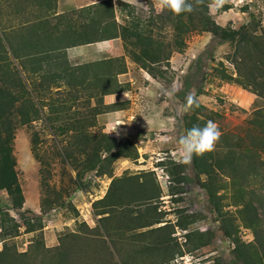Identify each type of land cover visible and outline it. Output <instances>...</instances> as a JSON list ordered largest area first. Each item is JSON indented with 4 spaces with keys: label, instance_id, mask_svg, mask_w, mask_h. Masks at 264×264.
Masks as SVG:
<instances>
[{
    "label": "rangeland",
    "instance_id": "374dc122",
    "mask_svg": "<svg viewBox=\"0 0 264 264\" xmlns=\"http://www.w3.org/2000/svg\"><path fill=\"white\" fill-rule=\"evenodd\" d=\"M101 1L59 0L58 11L84 10ZM112 1L118 22L123 23L128 16L121 5L126 2L135 8V17L150 26L154 41L163 45L160 55L163 61L159 65L162 73L156 79L127 57V67L134 64L133 81H119L123 92L112 106L106 104L108 95L98 97L91 84L72 87L60 82L49 86L38 75L31 74L23 61L13 60L29 83L35 104L43 105V111L33 128L21 127L16 134V169L25 198L23 209L12 208L7 192H0V209L8 211L22 226L19 235L7 243L16 245L20 254H30L37 252V242L41 239L50 255H57L62 248L70 251L72 264H180L176 262L184 256L195 257L200 264H212L218 259L229 262L234 244L222 230L223 219L227 220L226 226L233 231V237L246 244H255L254 231L247 225L252 216L244 213L245 204L250 203L256 208L254 213L258 216L260 230H264V127L258 128L248 143L251 154L256 157L258 172L244 167L238 174L216 171L210 195L198 183L191 167L182 173L190 178L189 181H176L180 178L177 165L182 164L177 163L178 140L186 133L185 117L190 114L185 113L182 106L191 94L207 108L206 120L217 123L222 132L213 151L219 152L226 143L236 150L242 149L244 142L238 134L244 135L248 126H252L256 120L255 111L264 110V99L251 88L226 81L219 75L218 70H225L237 76L232 63L236 51L234 44H222L211 33L196 31L187 35L183 51H174L169 13L158 11L155 0ZM33 2L0 0V27L9 40L13 32L19 36L20 30L29 27L35 12ZM19 6L27 9V13H15V7ZM210 14L219 25L234 29L249 24L254 18L258 29L264 30V0H225L218 10L210 9ZM120 50L126 55L122 39H119L118 48L110 45L77 48L70 53L69 59L72 64H85L96 56L100 60L116 58L114 55ZM143 71L155 81H146ZM173 88L175 94L169 96ZM117 111H122L120 117L114 115ZM115 116L125 124L108 133L109 125L116 121L113 120ZM33 131L39 134L38 157L32 149ZM86 133L129 138L138 148L139 159H119L112 166L111 176L93 172L87 177L86 189H77L74 184L76 171L68 157L79 156ZM125 177H139L140 182L149 180L158 184L162 197L156 203L162 223L151 228H137L139 215L149 208L139 201L124 209L111 210L110 218L101 221L95 203L106 196L114 178ZM177 188L181 193L171 197L170 189ZM45 199L51 203L47 207L43 205ZM30 220L42 228L26 232L24 224ZM166 224L171 226L165 231L147 232ZM207 231L212 234L201 239L205 244L202 246L196 233ZM73 234L78 237H70ZM165 235H169L171 242L163 248L156 241ZM2 246L0 237V248ZM41 251L44 253V249ZM254 252L259 249L254 247ZM39 261L37 257L32 264Z\"/></svg>",
    "mask_w": 264,
    "mask_h": 264
},
{
    "label": "trees",
    "instance_id": "16d2710c",
    "mask_svg": "<svg viewBox=\"0 0 264 264\" xmlns=\"http://www.w3.org/2000/svg\"><path fill=\"white\" fill-rule=\"evenodd\" d=\"M16 1L24 4L29 2V0ZM57 1L34 0L33 6L39 9L44 8L50 12L57 8ZM190 2H194V0H190ZM210 3L211 0H203L202 4L194 6L193 12H185L175 18L168 12L170 17L168 19L173 25L174 51H183L187 46V35L196 31L211 33L222 44H234L236 51L232 63L237 76L234 77L225 70H218L219 75L226 81L251 88L253 93L264 99V30L261 27L258 29L254 18L249 24L243 25L239 29L219 25L210 14ZM121 5L122 9L128 12V18L126 17L123 23L117 20L112 0H103L87 9L75 10L62 15L61 25H65L64 33L69 38V46L88 45L114 39L123 40L126 55L102 59L94 63L74 65L68 60H60L57 52L65 47L40 48L39 51L30 54L27 42H24L23 46L15 47L12 40L8 39L7 34L0 27V192L4 190L7 192L12 201V208L23 209L25 203L16 169V134L21 127L33 128V123L41 119L43 111V105L35 104L33 92L29 90L30 85L23 79L13 60L23 61L29 72L38 75L44 84L50 86L63 82L72 87H85V85L91 84L97 91L98 97L123 92L118 76L127 73L128 67L125 60L127 57L157 79L162 73L159 65L163 61L160 56L164 51L163 45L154 41L150 26L135 17V8L131 4L125 2ZM26 11L27 9H20V6L15 7V13ZM161 18L165 17L161 15ZM169 57L168 55L166 59ZM100 103L102 104L101 100ZM199 105L185 117L186 131L193 126L203 127L207 123L208 110L205 106ZM254 115L256 120L252 126H248L249 129L244 135L238 134V137L244 142L241 150H236L233 145L226 143L219 152L212 151L201 157L193 156L190 166L189 164L177 165L180 178L176 181L178 183L184 180L189 181L190 178L182 176V173L191 167L198 183L211 195V180L216 171L224 174H238L244 167L257 173L256 157L251 154L248 143L257 129L264 127V110L255 111ZM31 142L33 152L38 157L39 134L37 131H33ZM137 150L138 148L129 138L118 139L106 134L86 133L85 137L83 136L79 156L72 154L68 157L69 164L76 171L74 179L76 188L86 189L89 183L87 177L93 172L100 176L106 174L111 176L112 166L119 159L137 161L140 156ZM179 193H181V189H170L169 195L174 197ZM161 197L162 192L158 184L151 183L149 180L140 182L139 177L114 178L106 196L96 202L95 207L100 210L97 215L102 216L101 221L105 222L110 218L111 210L124 209L129 204L138 201L145 202L149 208L145 210V214L139 215L137 225V228L145 229L162 223V214H159V205L156 203ZM50 204L48 199L44 200V207ZM255 210L254 205L250 203H246L244 206V213L252 216L251 222L246 223L254 231L255 244H246L240 238L233 237V231L226 226L227 220L223 219L222 230L227 238L233 239L234 244L231 260L223 262L218 259L212 264H264V230H260V222L254 213ZM0 217V237L3 241V246L0 248V264H32L37 257L40 260L38 264H72L70 251L62 248V251L57 255H50L45 251L44 241L41 239L37 242V252L20 254L16 245H9L7 240L17 237L22 226L8 211L0 209ZM178 225L184 226L182 222H178ZM168 226L171 224L153 228L147 232L160 233L165 231ZM24 227L28 233L37 232L42 228V226L38 228L33 220L25 222ZM211 234V231L196 233L200 239V245H205L201 239ZM70 237L77 238L78 236L73 234ZM156 242L158 246L164 248L169 246L171 238L169 235H165ZM254 247L259 249V252H254ZM41 249H44V253L40 252Z\"/></svg>",
    "mask_w": 264,
    "mask_h": 264
},
{
    "label": "crops",
    "instance_id": "0c3cea01",
    "mask_svg": "<svg viewBox=\"0 0 264 264\" xmlns=\"http://www.w3.org/2000/svg\"><path fill=\"white\" fill-rule=\"evenodd\" d=\"M58 5H59V0L57 1V8L53 11H48L46 9H39L35 8L34 15L31 17V23L29 24V27L27 29H22L19 31V36L17 35V32H13L12 36V42L17 46H23L24 42L28 43V46L30 47L29 53L33 54L39 51L40 48H48L51 47L52 49L62 47L64 49H60L57 52V56L60 60H68L70 63V53L72 51H76L77 48L80 49H85L87 47H94V45H110L111 47H116L118 48L119 46V39H114L110 41H104V42H98V43H91L88 45H81V46H69V38L65 35V25H61L62 22V15L73 12V11H58ZM61 9V6L60 8ZM25 12H20L17 13L18 15H22ZM76 18V17H75ZM14 31V30H13ZM69 46V47H68ZM35 48V49H34ZM116 57L124 56V52L122 50L116 51L115 55ZM98 59L97 61H100V57L96 56L92 58V62L88 63H94V59ZM86 64V63H85ZM74 65H81L75 63ZM128 72L119 75V81L124 83V82H132L133 81V69L134 67L133 63L128 64ZM144 77H146V81H155L153 77H151L148 73L143 71ZM150 83V82H149ZM120 94H110L105 97V101L107 105H115L117 101L120 99ZM122 111H117V114L114 115H119L121 116ZM118 116L113 117V120H117L119 118Z\"/></svg>",
    "mask_w": 264,
    "mask_h": 264
},
{
    "label": "clouds",
    "instance_id": "9594fccd",
    "mask_svg": "<svg viewBox=\"0 0 264 264\" xmlns=\"http://www.w3.org/2000/svg\"><path fill=\"white\" fill-rule=\"evenodd\" d=\"M202 3L203 0H194V2H190V0H155V7L160 12H170L173 18H175L182 13L193 12L195 10L194 6ZM224 3L225 0H211L209 8L218 10ZM175 91L176 89L173 88V90L169 92V96H173ZM199 106L196 98L189 94L186 97V103L182 107L185 113H189ZM121 124L125 123H121L119 120L114 121L109 125L108 133L115 132L117 126ZM221 135L222 132L217 123L212 120L207 121L203 127L193 126L191 129H188L178 140L179 158L177 163L187 165L192 162L193 156L201 157L206 153L214 151L215 145L219 141Z\"/></svg>",
    "mask_w": 264,
    "mask_h": 264
},
{
    "label": "built area",
    "instance_id": "2783aa9c",
    "mask_svg": "<svg viewBox=\"0 0 264 264\" xmlns=\"http://www.w3.org/2000/svg\"><path fill=\"white\" fill-rule=\"evenodd\" d=\"M196 260L197 259L195 257H192V256H184V257H181V259L178 260L176 263L181 262L180 264H200Z\"/></svg>",
    "mask_w": 264,
    "mask_h": 264
}]
</instances>
